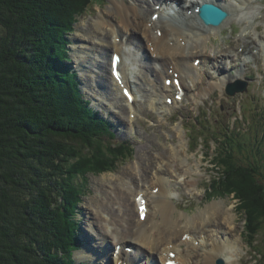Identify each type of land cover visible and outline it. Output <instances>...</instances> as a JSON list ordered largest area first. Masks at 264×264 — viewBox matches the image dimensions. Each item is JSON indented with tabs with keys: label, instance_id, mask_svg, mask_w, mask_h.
<instances>
[{
	"label": "trees",
	"instance_id": "trees-1",
	"mask_svg": "<svg viewBox=\"0 0 264 264\" xmlns=\"http://www.w3.org/2000/svg\"><path fill=\"white\" fill-rule=\"evenodd\" d=\"M92 2L0 0V264H74L81 244L77 174L113 170L125 149L132 152L128 141L103 140L113 134L111 123L91 107L65 63L66 34ZM227 135L229 147L216 157L225 177L219 173L211 187L235 193L248 211V234H256L264 226V152L253 161ZM104 149L112 155L101 161ZM88 151L93 158L83 157Z\"/></svg>",
	"mask_w": 264,
	"mask_h": 264
},
{
	"label": "rangeland",
	"instance_id": "rangeland-1",
	"mask_svg": "<svg viewBox=\"0 0 264 264\" xmlns=\"http://www.w3.org/2000/svg\"><path fill=\"white\" fill-rule=\"evenodd\" d=\"M113 1L115 0H94V2L90 4L89 10L75 22L74 31L66 34L67 39L70 40L68 45L70 49V59H66L65 63H68L70 68L76 69L81 88L88 98V101H90V105L93 109L111 123L112 135L115 137L112 136L111 133L106 132L103 140L107 142L108 139H110L117 144H126V141H129V144L132 145L131 147L133 148L132 152L131 149H125L128 154L127 157L119 159L113 170L106 171L101 169L102 171L99 170L98 173L86 170L77 174V182L75 185L80 189L81 195L75 211L79 223L76 234L79 235V239L82 243L73 250L72 258L75 260L74 264H93L92 262L94 260H98L97 258L93 259L94 257L89 256L91 254L97 257L98 254L97 244L92 246L95 242V235L97 233L98 239L101 238L100 230L102 229V224L113 225V223L109 221L110 217H108V211L102 208H106L103 204L108 203L106 205H109V207L114 206L117 208L119 201L118 197L121 199H126L128 197L129 190H127L128 193L121 190L120 184L122 178L127 181V183L130 182V184L139 182L137 179H134L133 172L135 171V164L140 160L142 165L146 166L143 160L145 161L146 158L150 157L147 154L142 155L141 153H143L146 148L148 149L146 152L148 154L152 153L154 155L157 152H161L163 144L166 142L170 144L171 142H175L176 139H179L178 127L182 135H185L187 139L188 159L195 165L192 176L197 180L198 186L197 189L192 187V190H190L186 183H177L174 178L172 179V196L177 205L175 216L182 215V212H184L189 214L191 218H194L195 214L199 215L205 210L207 204L217 200L224 201L234 214L235 230L233 229L231 235L235 234V239H237L238 255L229 256V254H227L229 260L227 256L219 257L216 263L219 264V260H222L224 264H227V262L230 264H264V256L256 254V252H258L257 249H261V251L264 250V226L262 225L260 231L256 234H248V211L245 205H242L241 200L235 196V193L225 194L218 188H210V185L214 183L216 177L219 176L218 173L223 169L216 167V161H214L218 155L217 152L220 151L216 146V141H219L218 138H220V141L222 140L220 148L225 151L229 147L226 138L231 130L233 137L240 141L243 147L245 145L248 152L252 153L250 154V158H252L253 161L260 159L261 151L264 152V119L263 116L257 117L260 111H262V105L264 104V0L258 2L247 0L245 4H242L240 0H227L226 7L231 13V16L227 20L228 23L226 24V21L223 24L225 28L222 32L216 33L218 30H214L211 40H208L209 50L215 49V45H218L219 48L230 51L241 49L242 47L240 46L248 41V35L254 39L255 43L257 42L254 49V52L257 53L256 56H254L253 53L248 54V58L251 55L253 64H247V66H245V64L243 65L244 60L235 55L236 51H233L232 58L241 59V61H233L237 62L238 68H244L242 71H246L242 75V85H245L247 89L244 92L241 91L234 95L228 94L226 91L228 84L223 80L220 82L221 79L216 77L214 73L205 74L203 78L206 83H213L214 85L213 88H211L212 90L206 95H203V99L199 100L198 103L194 102L190 96L186 95L184 101H180L174 107L172 113H167L166 119L163 117L158 107L152 106L149 101L145 100L146 98H150L154 91L152 82L149 81V78L153 79L150 71H147V78H140L142 81L137 76L135 78L140 92V101L141 104L144 105L139 108V110L134 109V113L128 108L122 107L119 99L117 102L119 108H117V105L110 107V102L112 103V100L108 97H103V93L105 92L103 88L101 92H97L100 88H91L87 86V84L91 83V81L88 80L89 77H87L91 67L96 71L100 68L103 75L107 74L105 78L107 79L106 83H108L109 68L111 70V66L109 65L111 48L108 52H101L103 51L101 50V45L90 43L87 29L91 22L102 14L103 10L105 11L112 7ZM120 1H126L131 5L134 3H141L139 8L147 12V10L144 9L145 6H142L144 4L142 0ZM256 25H259L261 30L258 31L255 28ZM247 29L249 32L244 33ZM4 33V28L0 25V35ZM247 33L249 34L246 35ZM200 36L203 39V37H206V34H200ZM245 36L246 39L244 40ZM238 39L240 42L237 41ZM129 44L130 46H137L134 47L133 56L140 58L141 64L144 65L148 59H150L149 55H144L143 47H141L138 41L134 40ZM233 44L236 46L235 48L232 46ZM92 45H95V47ZM196 47L197 49L203 48L204 44H199ZM196 47L194 48L196 49ZM85 50H89V57H97V61H95L97 66L95 68L93 67L95 63H92L91 58L90 62H82V58H79L81 54L80 51ZM126 55L128 58L132 57V53L129 52H127ZM145 57H147V59ZM195 58L202 59L203 56L201 54H196L191 57L192 60ZM200 61L202 60L198 62ZM155 62L154 60L152 61V63ZM230 62V60L227 61V66L229 67L228 72L231 73V75H236V72H234L235 70H233L235 68L230 66ZM143 72L146 71L143 70ZM190 74L194 75L192 71H190ZM90 75H93V72H90ZM162 80L161 83L164 86V79ZM186 83L188 88H193L194 84L190 79H187ZM112 93L115 95L114 90H112ZM170 94L171 97H176L177 91L175 90ZM205 97L206 99H204ZM209 97H215L217 100ZM214 101H216V103ZM129 123L133 125V128H131L130 132L125 134L123 133L122 127ZM200 133L205 135L204 140L198 137ZM173 135L174 137H172ZM193 143H197L194 148L192 147ZM150 146H152V148ZM140 149H143V152L140 153ZM248 152H246V154ZM94 154L95 152L93 151L92 153H90V151L84 152L83 157L87 158L90 156L93 158L92 155ZM100 154L99 160L101 161L103 159H109L112 155L106 149L100 151ZM140 154L142 160L140 159ZM78 157L79 156H74L71 162H77ZM92 161L96 162L97 160ZM90 163L91 161L87 162L88 165H90ZM132 166L134 171L129 172ZM149 172L150 175H153L151 171L148 170V173ZM125 175L126 177H124ZM220 175L223 178L225 177L222 173ZM189 178L191 177L189 176ZM154 182L151 183V187L155 185ZM216 185L217 183L215 186ZM148 205L151 209L149 222H154L159 218L155 216L156 210L153 204L149 202ZM127 209L128 208H126V210ZM152 214H154V216H152ZM92 215L95 219L92 218ZM183 220L186 221L187 218L183 216L182 221ZM121 223L124 225L130 223L128 211L127 221L123 220ZM217 224L219 225V222H217ZM221 225L224 224L221 223ZM112 227L114 228L115 225L110 226V234L103 239L106 241L105 245H108V252L106 254L109 260L113 253L110 244L114 243L113 235H111ZM122 227L123 226H119L118 232L128 235L127 232L125 233V231L122 230ZM207 231H209V229ZM185 232L188 231L186 230ZM102 233H105L103 229ZM240 236L242 237L240 238ZM90 239L94 241L92 242ZM129 246L134 249L132 257H136L133 256L135 254L139 256L136 257L137 264H143L145 261L140 257V253H137L139 249H137L134 244H129ZM98 255L100 262L104 263V261H101V259L104 260L102 252H99ZM193 256H196L192 258L193 264H199V258L203 256V248L196 251ZM111 263L116 264L113 258Z\"/></svg>",
	"mask_w": 264,
	"mask_h": 264
},
{
	"label": "bare ground",
	"instance_id": "bare-ground-1",
	"mask_svg": "<svg viewBox=\"0 0 264 264\" xmlns=\"http://www.w3.org/2000/svg\"><path fill=\"white\" fill-rule=\"evenodd\" d=\"M142 1H144L142 6H145L144 9L147 12L139 8L141 3L131 5L126 1H113L112 7L108 10H103L102 14L93 20L87 29L90 43L101 45V50H103L101 52L103 53L110 51L111 48L112 56L119 54L127 57L126 53L129 51L125 49V46H130L129 43L136 40L143 47L144 55H149L150 58L142 65L140 58L134 57L132 53V57L129 59L137 64L140 69L132 67L131 64L133 63L127 59L128 57L126 58V62L123 59L121 63L122 81L114 78L112 74V62H109L111 75L109 68L108 83H106L107 79L105 78L107 74L103 75L100 68L98 71L93 70L92 67L90 68L89 71L93 72V75H90V72L88 73L87 77H89L88 80L91 81V85L87 84V86L100 88L97 92H101L103 88L105 90L103 97H108L112 100L110 107L117 105V108H119L117 104L118 99L122 107L128 108L133 113L135 112L134 109L139 110V108L143 107L144 104H141L140 92L135 78L136 76L139 79L143 77L147 78V71H150L153 79L148 78L152 82L154 91L151 97L145 100L149 101L152 106L158 107L166 119L167 113H172L174 107L180 102L176 98L172 104L168 101V98L171 97L170 92L175 88V85L178 90L180 89L179 92L185 91L186 95L190 96L193 101L199 102V100L203 99L202 96L209 93L214 86L213 83H206L203 78L205 74L214 73L219 79H224L227 84L242 77V70H244V68H237L239 72L236 75H231L228 72L227 61L230 60V66L236 69L238 64L233 60L241 61L243 59V65L247 66V64L252 63V59L248 58V54L253 53L254 56L257 54L254 52L257 42L255 43L254 39L248 35L249 33L246 34L248 35V41L240 46L242 48L233 50L236 51L235 55L241 57V59H233V51L224 50L223 48H219L218 45H215L216 48L213 50L208 49V40H211L214 30L222 32L224 29V25L220 27L207 26L196 14V6L202 5L203 2H207L208 0H190L189 3H187L188 0H172L173 4L168 2V0ZM159 1H163L164 3H159ZM240 1L242 4L247 2V0ZM252 1L258 2L262 0ZM160 4L162 8L156 9L155 7H160ZM170 9L175 11L174 14H167ZM191 9H193L192 13L190 12ZM165 11L166 14H164ZM156 13H159V17L154 19L153 16ZM255 28L258 31L261 30L259 25H256ZM245 32H249L248 29ZM200 34H206V37L202 39ZM245 39L246 36L244 37ZM237 41L240 42L239 39ZM199 44H204V47L197 49L196 46ZM92 46L95 47V45ZM232 46L236 47L234 44ZM88 51H80L79 58H82V62H90L91 57L88 56L90 55ZM196 54H201L203 58L192 60L191 57ZM145 58L147 59V57ZM91 59L92 63L97 61V57ZM153 60L156 62L152 63ZM199 60L202 61L196 64L195 62ZM96 66L97 63L93 64L94 68ZM143 70L146 72H143ZM190 71L194 75H191ZM170 77L173 83L172 85H167L166 82ZM162 79L165 81V86L161 83ZM187 79H190L194 84L192 89L187 87ZM126 87L132 88L135 91V101L129 100L125 92H123V89ZM79 88L84 94L85 99L88 100L81 85ZM111 89L115 91V95ZM122 128L123 133L127 134L133 128V125L129 123ZM178 129L179 139L170 144H167V142L163 144L161 152L153 155L152 153H146L148 151L147 148L144 152L142 151L143 149H140V153L143 152L141 153L142 155L147 154L150 157L146 158L145 161L143 160L146 166L142 165L139 160L135 164V171L133 170V166L129 169V172L134 171V179H137L139 182L130 184V182L127 183L122 178L120 184L121 190L125 193H128L127 190H129V195L126 199L118 197L117 208L114 206L109 207V205H106L108 203L103 204L100 201L106 208L100 207L108 211L109 221L115 225L111 229L114 242L112 244L116 245V247L121 245V248L118 251L116 248L114 255L112 253L109 260L106 254L108 252V245H105L106 241L103 239L110 234V226L113 225L102 224L101 228L105 233L103 234L101 229V238L98 239L97 233L94 232L96 233V237L92 246L97 244L98 254L102 252L104 255V260L101 259L104 263L100 262L98 254L97 257L90 254L89 256L94 257L93 259H98L94 260L93 264H112V256H114L113 260L116 264H131L130 257L133 253L130 254L126 249L127 246L129 247V244H134L139 249L137 253H140V257L145 261L143 264H167V261L171 259V252L176 254L175 259L178 264H193L192 258L196 257L193 256L194 253L202 248L203 256H200L199 264H217L216 261L219 257H225L227 254L229 256L238 255L237 239H235V234L231 235L235 228L234 214L224 201L217 200L207 204L205 210H202L203 212L199 215L195 214L194 218H191L189 214L184 212H182V215L175 216L177 205L172 196V179L174 178L177 183H186L190 190H192V187L197 189L198 186L197 180L192 176L195 165L188 159V142L186 143L185 135H182L179 127ZM150 147L152 148V146ZM141 154L140 159L142 160ZM148 170L155 176L150 175ZM152 182L155 183L153 187H151ZM139 195H143L146 198L148 209L146 217L141 216L140 213L141 206L137 200ZM149 202L153 204L156 210L155 216L159 218L154 222H149L151 214ZM126 208L128 209L126 210ZM127 211L130 216V223L124 225L121 222L123 220L127 221ZM183 216L187 218L186 221H182ZM92 218L95 219L93 215ZM217 222H219V225ZM221 223L224 225H221ZM119 226H123L122 230L125 233L127 232L128 235L119 233ZM208 229L209 231H207ZM186 230L188 232H185ZM133 256L139 257L136 254ZM227 259L229 260L228 256ZM136 261L137 259L135 263ZM227 264L230 263L227 262Z\"/></svg>",
	"mask_w": 264,
	"mask_h": 264
},
{
	"label": "water",
	"instance_id": "water-1",
	"mask_svg": "<svg viewBox=\"0 0 264 264\" xmlns=\"http://www.w3.org/2000/svg\"><path fill=\"white\" fill-rule=\"evenodd\" d=\"M206 7L204 6L202 9V17L205 19L207 24L219 25L221 24L224 19L228 16V12L224 11L222 8L219 7H210L211 12H204ZM246 87L236 88L235 85H231L228 89L229 93L235 94L237 91H245ZM223 263L222 261L220 262Z\"/></svg>",
	"mask_w": 264,
	"mask_h": 264
},
{
	"label": "snow or ice",
	"instance_id": "snow-or-ice-1",
	"mask_svg": "<svg viewBox=\"0 0 264 264\" xmlns=\"http://www.w3.org/2000/svg\"><path fill=\"white\" fill-rule=\"evenodd\" d=\"M118 75V74H117Z\"/></svg>",
	"mask_w": 264,
	"mask_h": 264
}]
</instances>
